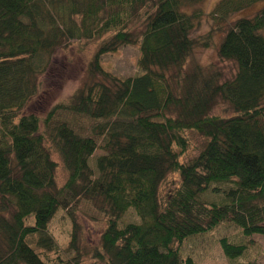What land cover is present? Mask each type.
Instances as JSON below:
<instances>
[{
	"label": "trees",
	"instance_id": "16d2710c",
	"mask_svg": "<svg viewBox=\"0 0 264 264\" xmlns=\"http://www.w3.org/2000/svg\"><path fill=\"white\" fill-rule=\"evenodd\" d=\"M202 1L0 0V264H58L48 224L81 199L106 225L93 260L67 264H197L182 253L190 237L223 224L264 235V5L234 18L264 0H219L214 26L194 37ZM89 39L97 44L82 84L43 116L24 112L56 50ZM137 42V74L104 68V53ZM204 45L236 64L232 77L186 66ZM220 102L229 115L214 112ZM59 111L90 119L91 132ZM129 209L140 220L122 226ZM219 242L232 259L247 248Z\"/></svg>",
	"mask_w": 264,
	"mask_h": 264
},
{
	"label": "rangeland",
	"instance_id": "374dc122",
	"mask_svg": "<svg viewBox=\"0 0 264 264\" xmlns=\"http://www.w3.org/2000/svg\"><path fill=\"white\" fill-rule=\"evenodd\" d=\"M219 0H203L202 10L206 13L199 26L192 31V36L199 37L206 34L214 26L210 12ZM264 5V2L249 6L234 15L250 16L257 9ZM228 23L222 27L227 28ZM217 31V30H216ZM264 34V30H261ZM220 34H216L215 43L219 42ZM97 42L93 40L74 41L71 44L56 50L49 61V66L40 76L38 93L30 100L24 109L26 113L45 115L51 107L70 97L78 86L85 79L87 73V62L96 48ZM216 45L208 47L198 46L194 48L187 67L199 63L201 65H213L222 72V79L232 77L236 71V64L231 60H222L218 57ZM140 56L139 42L121 45L117 50L104 53L101 62L106 70L120 77L135 75L139 72L138 57ZM214 112L229 115L232 110L229 105L220 102ZM57 120H65L73 123L78 131L90 133L91 120L83 115H77L66 111H59ZM192 142L199 149L202 143L201 136L192 134ZM192 150V155L197 153ZM104 153L98 148L95 154L89 159V165L96 172L97 158ZM66 173L59 165L57 176L59 183H63ZM204 197L208 200L215 199L213 193H207ZM140 218L133 209L126 211L119 220L120 225L128 222H139ZM106 225V217L98 211L94 205L86 199H81L69 210L59 209L48 224V229L56 241V248L52 256L59 257L58 264H67L74 255L82 256L86 262L92 261V249L100 243L101 234ZM73 236L75 238L72 242ZM227 237L231 242H246L247 248L244 253L236 259L228 257L221 246L220 238ZM182 253L191 256L197 264H246L248 260H255L257 264H264V235L254 234L244 237L239 228L223 224L208 231L205 234L197 235L187 239L182 245ZM51 255V254H50Z\"/></svg>",
	"mask_w": 264,
	"mask_h": 264
}]
</instances>
